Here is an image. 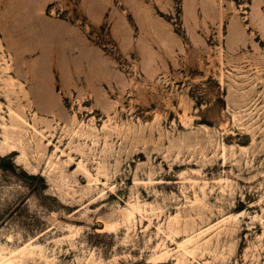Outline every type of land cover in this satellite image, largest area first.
Segmentation results:
<instances>
[{
    "label": "rangeland",
    "instance_id": "rangeland-1",
    "mask_svg": "<svg viewBox=\"0 0 264 264\" xmlns=\"http://www.w3.org/2000/svg\"><path fill=\"white\" fill-rule=\"evenodd\" d=\"M0 264H264V0H0Z\"/></svg>",
    "mask_w": 264,
    "mask_h": 264
},
{
    "label": "bare ground",
    "instance_id": "bare-ground-1",
    "mask_svg": "<svg viewBox=\"0 0 264 264\" xmlns=\"http://www.w3.org/2000/svg\"><path fill=\"white\" fill-rule=\"evenodd\" d=\"M15 64V63H14ZM18 136V135H17ZM13 141H14V143L11 145V144H9V142H8V146H10V152L11 153H13V152H15V151H17V149H16V145H15V143H16V141H15V139H13V138H11ZM7 140H10V138H7Z\"/></svg>",
    "mask_w": 264,
    "mask_h": 264
}]
</instances>
